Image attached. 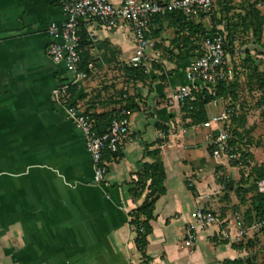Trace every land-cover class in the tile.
Here are the masks:
<instances>
[{
    "label": "crops",
    "instance_id": "crops-1",
    "mask_svg": "<svg viewBox=\"0 0 264 264\" xmlns=\"http://www.w3.org/2000/svg\"><path fill=\"white\" fill-rule=\"evenodd\" d=\"M63 1L0 0V264H221L243 258L244 251L220 241L217 226L193 245L185 239L196 209L217 212L237 205L234 192L217 182L218 164L203 131L183 134L186 113L166 103L186 84V71L199 55L196 26L208 31L209 18L194 17L191 24L153 18L145 59L135 57L127 25L93 26L84 55L87 74L76 81L47 55L46 30L63 22ZM257 9L264 17V3ZM251 43L250 53L264 59V24L260 44ZM140 64L148 77L144 83L125 78L124 66ZM61 84H70L71 100L91 114L117 111L121 93L132 103V141L109 157L102 186L92 183L81 133L53 102L51 92ZM218 106L220 112L223 102L206 107L207 118ZM147 150L160 152L166 193L155 203L143 258L130 221L148 193L137 184L141 165L152 162ZM223 169L239 180L236 169ZM229 210L233 229L240 215Z\"/></svg>",
    "mask_w": 264,
    "mask_h": 264
},
{
    "label": "built area",
    "instance_id": "built-area-1",
    "mask_svg": "<svg viewBox=\"0 0 264 264\" xmlns=\"http://www.w3.org/2000/svg\"><path fill=\"white\" fill-rule=\"evenodd\" d=\"M216 0H121L116 7L108 0H65L62 3L61 23L48 25L46 33L51 43L47 48L48 57L57 64H62L65 70L76 80L85 77L79 69L82 50L80 48V28H85L92 37L90 28L100 26L114 29L120 24L127 25L133 35L134 55L145 59L151 47L147 34L150 23L156 16H165L179 12L185 16H197L210 13ZM225 36L216 34L208 36L199 48L198 57L189 65L186 71V84L178 87L167 98L169 107L182 106L194 94L203 90H212L219 83H232L235 79L233 67L224 48ZM91 67V65H89ZM70 84H61L51 92L53 102L62 109L72 126L81 133L85 150L92 164V183L102 186L108 171V161L105 154L117 155L121 147L132 141L133 133L130 126L129 111L122 109L109 129L103 134L93 130V120L71 100ZM223 102V101H222ZM240 106L224 101L219 113L210 116L205 122L183 129V134L191 131L197 134L203 131L210 156L217 164L228 165L239 173L248 171V167L239 161V154L230 146L231 135L228 125L231 118L238 116ZM192 186V185H191ZM258 192L264 195V179L256 182ZM229 218H222L215 211L198 208L191 214V221L185 228V239L190 245L196 243L198 236L209 227L217 226L220 241L230 246L243 241L259 239L264 244V220L255 221L245 226L242 218H234V230L230 227ZM233 230V231H232Z\"/></svg>",
    "mask_w": 264,
    "mask_h": 264
},
{
    "label": "trees",
    "instance_id": "trees-1",
    "mask_svg": "<svg viewBox=\"0 0 264 264\" xmlns=\"http://www.w3.org/2000/svg\"><path fill=\"white\" fill-rule=\"evenodd\" d=\"M259 3H264V0H255L252 6L251 12V21L248 24H245V29L249 28L251 41L255 44H260L263 32L264 17L261 12L257 9ZM213 11V10H212ZM211 11V12H212ZM211 12L208 14H198L197 16L189 17L185 16L179 12L169 13L165 16H156L157 18H171L177 20L178 22H188L190 23L191 19L196 18H210ZM191 24V23H190ZM247 25V26H246ZM221 26L220 20L211 19V28L206 31L201 24L196 26V30L199 37L198 42L201 41V44L204 40L212 35L216 34L224 36L218 27ZM243 25L241 26V28ZM228 30V29H227ZM78 35L80 37V48L82 50L81 54V64L79 69L84 72L85 76L87 71L83 70L85 66L86 57L85 50L91 45V39L88 36L85 28H80ZM147 37V36H146ZM234 36H225L224 48L228 55L229 49H232ZM264 48V43L261 45ZM89 65V64H88ZM125 78L134 83H144L147 80L146 70L143 64L137 65L135 67L124 66L122 68ZM248 82L255 81V87L264 93V74L257 70L255 65L253 68V76L248 77ZM237 79H234L232 83H219L211 91L208 89L203 90L201 93L194 94L192 99L187 100L181 107L182 111L186 113L189 123L185 125L188 129L193 125L202 124L208 118L206 115V107L212 103H218L220 101H229L230 103L236 105L237 102ZM250 85V84H249ZM264 95V94H263ZM120 106L117 111L107 112L102 114H91L88 111H84L89 117L93 120V130L97 134L105 133L111 122L116 119L122 109L130 111L132 110V103L127 100V96L122 94L120 95ZM130 102V103H129ZM263 108L262 115L264 117V96L261 98V105ZM245 114H239V116L233 117L230 120L228 125V131L231 135L230 146L233 148L234 152L239 154L242 165L248 167V171L241 170L239 172V180L234 182L228 175L224 172L223 165L218 164L216 173H217V182L223 187V190L226 192H234L239 199V205L244 204V197L250 195L249 197V206L245 208L241 214L235 209L234 213L240 215V218L243 219L245 226L251 225L255 221L264 220V195L258 192L256 182L261 179H264V164L259 166L252 164V156L250 152L247 151L246 146L243 143V132L241 127L236 126L235 122L245 120ZM208 152L210 155L209 148ZM117 155L105 154L104 159L108 160L109 157H117ZM145 156H148L152 159V162L149 164H142L140 173L138 174V188L140 191L147 189L148 193L146 199L142 206L131 214L130 226L133 231L136 233L135 244L138 251L141 253L142 257L145 258V249L147 246V238L151 234L150 222L153 220V212L155 203L159 198L165 195L166 190L164 187L165 181V169L163 162L160 158L159 150H154L149 152L148 150L145 153ZM238 166L237 162H233L229 167ZM218 174L221 176L218 177ZM191 190L192 188L189 187ZM228 199V194L224 196ZM247 199V198H246ZM232 247L239 251H244L245 253L256 251L257 256L254 259L249 261H244L243 258L235 260H226L221 264H264V244H262L259 239L253 241H243L240 244H234ZM257 257V259H256Z\"/></svg>",
    "mask_w": 264,
    "mask_h": 264
},
{
    "label": "rangeland",
    "instance_id": "rangeland-1",
    "mask_svg": "<svg viewBox=\"0 0 264 264\" xmlns=\"http://www.w3.org/2000/svg\"><path fill=\"white\" fill-rule=\"evenodd\" d=\"M255 0H216L213 11L211 12V19L220 20V32L224 36H234L232 49L228 51V58L230 65L233 67L235 79L238 81L236 105L240 106V113L245 114V120L235 122V127L239 126L243 132V143L252 156L253 165L264 164V117L262 115L263 107L261 105V98L263 92L255 87V81L248 82V77L253 76V68L256 65L257 70L261 69L264 74V59L258 57L259 54L250 53L251 35L249 28L245 29V24L251 21V12L253 2ZM243 27L241 28V26ZM211 26V24H210ZM247 26V25H246ZM211 28V27H210ZM228 29V30H227ZM243 55V56H242ZM250 84V85H249ZM219 107V108H218ZM212 107L218 113L221 106ZM239 116V115H238ZM221 175L218 174V177ZM236 195V194H235ZM249 197H244V204L239 205L237 196L233 197V201L237 202L231 209H236L239 214L249 206ZM223 198V197H222ZM237 198V199H236ZM247 198V199H246ZM232 200L228 199L231 203ZM223 201H221L222 203ZM223 208V209H221ZM217 213L222 218H227V208L221 207ZM232 210H229L231 213ZM257 256L256 251L246 253L243 257L244 261H249ZM257 259V257H256Z\"/></svg>",
    "mask_w": 264,
    "mask_h": 264
}]
</instances>
